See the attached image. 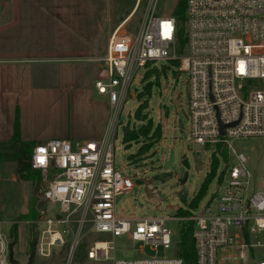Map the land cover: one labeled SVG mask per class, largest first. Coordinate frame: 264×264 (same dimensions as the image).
<instances>
[{
  "label": "built area",
  "instance_id": "obj_1",
  "mask_svg": "<svg viewBox=\"0 0 264 264\" xmlns=\"http://www.w3.org/2000/svg\"><path fill=\"white\" fill-rule=\"evenodd\" d=\"M139 1V0H137ZM185 43L177 40V18L157 16L149 0L136 33L122 30L119 23L98 58L106 73L94 82L96 91L107 96L111 115L100 139L74 145L54 138L33 145L32 170L39 171L37 190L47 199L39 242V254L50 257L52 247L65 245L63 237L78 225L70 254L78 244L79 231L90 222L95 231L112 237L127 236L147 244L162 256L113 260V264H187L176 254V233L164 217L127 219L117 216L115 199L129 193L134 183L114 166L113 136L134 72L156 60L179 63L187 72L189 136L193 144L226 147L229 159L235 151L232 138H264V0H185ZM221 125L223 128L221 129ZM222 130V132H221ZM237 165L217 176L218 189L207 210L175 219L192 221L195 264H264V190L249 188L250 173L244 154H235ZM39 198L37 197V202ZM58 203L53 219L49 204ZM0 220V264L9 261L10 242ZM65 225L62 232L54 225ZM176 237V239H173ZM152 246V247H151ZM112 241H94L87 251L93 260L111 259Z\"/></svg>",
  "mask_w": 264,
  "mask_h": 264
},
{
  "label": "rangeland",
  "instance_id": "obj_2",
  "mask_svg": "<svg viewBox=\"0 0 264 264\" xmlns=\"http://www.w3.org/2000/svg\"><path fill=\"white\" fill-rule=\"evenodd\" d=\"M56 4L49 2L51 10L60 11L56 14L59 18L57 23H52L45 29L41 21H34L36 26L31 28L27 18L18 21L16 30L13 31V48L16 56L30 55L35 59L32 63H60L65 73L64 85L42 83L39 88L46 91V88L56 87L58 93L61 88L68 95V99L58 100L54 107L46 106L47 103L37 108L32 120H42L48 117V113L56 110L66 121L67 117L72 118V125L75 123L74 116L86 115L88 100L85 93L96 90L94 82L106 76L103 69L96 73L91 83L82 82L74 73L83 65L82 60L87 53L88 60L99 58L104 54L108 36L118 23L131 11L135 2V11L123 25L122 30L131 34L138 31L144 18L149 0H53ZM178 0H153L154 13L157 16H168ZM40 7V5H36ZM37 12V11H33ZM32 24L33 21L30 20ZM48 30V31H47ZM25 42V43H24ZM93 49L94 51H89ZM80 56V59L74 58ZM72 58V59H69ZM3 58L2 60H4ZM17 59L16 57L11 58ZM83 62V63H82ZM60 68V67H59ZM62 68L59 69L61 75ZM74 75V76H73ZM86 76H89L86 73ZM187 72L179 71L177 65L171 61L156 60L146 66L139 67L130 83L129 92L122 105L116 131L113 136L114 166L122 175L127 176L134 183L131 192L118 195L115 199V212L117 216L127 219H140L151 217L174 218L165 221L166 226L178 235L181 221L175 219L177 216L173 210H164L166 205H178L183 210H189L198 214L207 210V203L211 201L218 189L217 176L223 170L237 165L238 160L235 154H244L246 160L244 165L250 173L249 188L253 192L264 190V138L259 136L232 138L230 144L235 153L231 154L228 160H223L220 151L226 147L221 143L217 145L200 146L193 144L189 136L188 123V100H187ZM78 80L77 83H69V79ZM143 88H149L150 92L141 95ZM131 92L136 93L133 97ZM48 94H50L48 92ZM138 95H141L139 97ZM37 101V100H36ZM45 102V100H42ZM140 119L135 117V111L139 107ZM35 108V107H33ZM3 110V109H2ZM6 115L11 113V118H16L18 108H4ZM31 112L28 106L22 117ZM110 113V114H109ZM108 116L111 109L108 108ZM2 113V119H5ZM67 123V121H66ZM152 124L149 134L138 137L130 143H123V133L126 131L138 132L141 127ZM1 125V122H0ZM158 127L160 136L154 137L153 131ZM124 129V130H123ZM124 131V132H123ZM2 134V133H1ZM73 143V142H72ZM74 144V143H73ZM0 142V148H4ZM220 145V148H218ZM139 147H145V153L137 155ZM170 150L174 151V160L164 168V162L168 159ZM215 154L218 159L216 176L209 183L205 195L195 208H189V202L199 189L206 173L209 171L211 155ZM133 155V158L130 156ZM18 160L4 159L0 157V187L3 199L0 202V220H2V232L8 237L10 243L13 238L10 230L13 225L17 227V241L12 245L13 258L21 264L27 263L31 250V243L35 247L39 242L43 217L37 209V198L33 190L36 181L40 178L39 171H30L25 182L27 195L26 212L22 214V185L16 172ZM143 179H154L153 192L161 196L162 209H157L156 198L148 197L144 192ZM185 180L184 186L188 190L184 201L179 200V193L182 189L181 180ZM211 208L214 209L216 202L211 201ZM2 208V211H1ZM55 219L58 212V203L49 204V213ZM61 232L65 225H54ZM78 231V225L71 224V229L63 237L65 245L52 247L53 253L60 255L61 260L56 264H113V260L135 259L150 256H162L164 252L171 254V249L165 251L161 245L152 250L149 245L133 241L127 236L120 238L112 237L109 233L95 231L90 222H85L79 231L78 244L70 254V247ZM63 234V232H62ZM176 239V237H173ZM112 241L113 249L109 250L111 259L93 260L88 258L87 251L94 241ZM264 242V235L260 238ZM11 246V245H10ZM152 247V246H151ZM50 257L41 256L36 250L33 264H48Z\"/></svg>",
  "mask_w": 264,
  "mask_h": 264
},
{
  "label": "crops",
  "instance_id": "obj_3",
  "mask_svg": "<svg viewBox=\"0 0 264 264\" xmlns=\"http://www.w3.org/2000/svg\"><path fill=\"white\" fill-rule=\"evenodd\" d=\"M49 2L50 0H0V142L5 144L3 145L4 148H0V157L4 159L9 160L11 157L17 159V145L13 139L15 120L11 118V113L6 115L4 108L7 107L18 108V137L22 141H31L36 144L48 139L66 138L76 145L86 140L100 139L106 132L110 116L107 112L110 105L107 96L99 94L96 90L84 94V96L87 95L88 100L87 114H75L73 125L71 117L70 119L67 117L66 123L63 114L54 109H51L53 112L49 111L47 118H41L40 121L28 119V117H34L37 108L47 103L48 99L51 102L46 106L52 105L51 107H54L58 100L69 98L63 92L64 88H61V93H58L56 87L46 88L47 92L45 93L43 89L37 86L42 83L64 85L66 77L60 63H32V60L35 59L33 56H16L13 48L14 37L12 33L16 30L21 18H27L30 23L28 25H31L32 29L36 26L34 21H41L44 29L46 27L49 29L50 24L58 22L59 18L56 17V14L62 12L51 10L54 7H50ZM51 2L56 4L53 0ZM135 4L119 23L125 24L128 21L136 9ZM36 5H40V7ZM91 50L94 51L93 49L89 51ZM89 56V53L84 56L82 60H85V63L79 65V69L74 73L84 83H91L93 78L91 75L95 79L101 66L98 58L91 60V57L88 60ZM14 57L17 59L11 60ZM3 58L5 59L2 60ZM74 58L80 59V56ZM59 67L62 68L61 75H59ZM86 73L89 76H86ZM68 81L69 83H77L78 80L70 78ZM28 106H31L32 113L22 117L21 113L24 114V110L26 111ZM2 113L6 115L5 119H2Z\"/></svg>",
  "mask_w": 264,
  "mask_h": 264
},
{
  "label": "trees",
  "instance_id": "obj_4",
  "mask_svg": "<svg viewBox=\"0 0 264 264\" xmlns=\"http://www.w3.org/2000/svg\"><path fill=\"white\" fill-rule=\"evenodd\" d=\"M184 10H185V0H178L174 9H173V15L177 18V40L180 44L185 43V26H184ZM175 65H178V61L174 60L171 61ZM150 92L149 88H143L140 92L141 95H146ZM141 95H138L141 97ZM136 96V93H135ZM141 104L135 111V117L137 119H140L139 116V108ZM152 124L149 123L148 125L141 127V129L138 132L134 131H126L123 133V143H130L133 140H136L138 137L146 136L149 134V131L151 130ZM154 137L160 136V129L158 127L155 128L153 131ZM13 139L17 145L16 147V158L21 160V170L19 171V162H18V168L16 174L19 173L20 178L26 180L28 178V174L32 170L31 164H30V155H31V149L34 142L31 141H22L18 137V118L16 116L15 122H14V131H13ZM218 148H220V145H218ZM145 147H139L137 151V155L143 154L146 152ZM221 157L223 160H227V150L223 148L221 151ZM130 158H133V155L130 156ZM218 164V159L215 157V154L212 153L211 155V162H210V168L209 171L206 173L204 180L201 182L199 189L194 194L192 200L189 202V208H195L199 201L202 199V197L205 195V192L207 190V187L211 180L216 176V167ZM177 216H188L190 214L189 210H183L178 209L176 212ZM192 230H193V223L192 221H184L181 223V226L179 227L178 235H177V246H176V254L177 256L183 258L187 264H195V244L194 239L192 237ZM10 235L13 238V242L10 244L11 246L17 241V227L16 225H13L10 230Z\"/></svg>",
  "mask_w": 264,
  "mask_h": 264
},
{
  "label": "water",
  "instance_id": "obj_5",
  "mask_svg": "<svg viewBox=\"0 0 264 264\" xmlns=\"http://www.w3.org/2000/svg\"><path fill=\"white\" fill-rule=\"evenodd\" d=\"M131 95L133 97H135V93L134 92H131ZM223 128V125H221V129ZM124 130V129H123ZM124 132V131H123ZM222 132V130H221ZM174 160V151L173 150H170L169 152V156H168V159L164 162V165L163 167L166 168L168 167L172 161ZM18 162H19V171L21 170V160L18 159ZM18 179L21 181V185H22V197H23V205H22V211L21 213L22 214H25L26 212V204H27V195H26V192H25V189H26V186H25V182L24 180H22L20 178V175L19 173L16 174ZM143 184H144V192L145 194L148 196V197H151V198H156L157 201H158V204H157V209L161 210L162 209V205L160 204L161 202V196L159 193L157 192H153L154 188L153 187H150L151 185H153L154 183V179H150V180H146V179H143ZM181 185H182V189L179 193V200L180 201H184L185 198L187 197V194H188V190L187 188L184 186V183H185V180H181ZM33 193L35 196H37L39 198V201L37 202V209L38 210H42L43 209V203L47 201V199L44 197L43 193L41 191H38L37 190V185L34 186V190H33ZM180 207L178 205H166L164 207V210H173V211H177ZM1 211H2V208H1ZM35 252H36V247H35V243H32L31 244V250H30V253H29V256H28V259H27V263L26 264H33V261H34V255H35ZM50 261L48 264H56L58 263V261L61 260V257L60 255H57L55 253H52L51 256H50ZM9 261L10 263L12 264H21L18 260L14 259L13 258V253H12V246H10V253H9Z\"/></svg>",
  "mask_w": 264,
  "mask_h": 264
},
{
  "label": "flooded vegetation",
  "instance_id": "obj_6",
  "mask_svg": "<svg viewBox=\"0 0 264 264\" xmlns=\"http://www.w3.org/2000/svg\"><path fill=\"white\" fill-rule=\"evenodd\" d=\"M37 198V196H35ZM3 199V195H2V192H1V187H0V202L1 200ZM32 244V243H31ZM28 259V258H27Z\"/></svg>",
  "mask_w": 264,
  "mask_h": 264
}]
</instances>
